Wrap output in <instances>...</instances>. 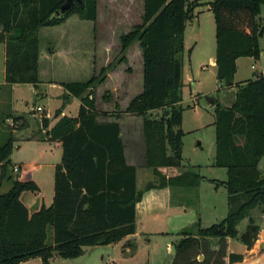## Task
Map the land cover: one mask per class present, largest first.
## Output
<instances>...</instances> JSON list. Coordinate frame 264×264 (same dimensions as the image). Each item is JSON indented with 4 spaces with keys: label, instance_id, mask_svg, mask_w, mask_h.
Masks as SVG:
<instances>
[{
    "label": "trees",
    "instance_id": "obj_1",
    "mask_svg": "<svg viewBox=\"0 0 264 264\" xmlns=\"http://www.w3.org/2000/svg\"><path fill=\"white\" fill-rule=\"evenodd\" d=\"M65 0H0V43L5 45V82L38 84V29L55 26L72 15L96 19L97 0L74 2L59 18L50 15ZM194 0H143L141 23L120 36L121 48L139 42L142 52V90L126 111L142 116L145 165L160 176L157 167H178L182 159V53L186 21L194 16ZM264 0H212L209 9L215 23V65L217 79L226 87L236 86L230 105L214 102V166L226 169L225 181L212 179L227 190V214L218 223L201 228L195 235L183 233L175 245L172 264H227V238L237 237V225L248 223L240 241L251 248L259 226L249 212L264 209V172L258 164L264 155V75L234 83L236 59H258L260 29L257 16ZM96 77L61 85L79 99L75 116L56 109L55 124L48 128L46 111L39 114L43 140L61 144V157L53 171V199L48 206L30 212L20 200L24 191H37L32 180L12 178L10 154L14 137L0 145V264H19L39 257L48 264L54 251L76 258L88 246L114 243L136 230V167L128 164L120 126L116 121H99L94 109ZM86 92V93H85ZM85 93V94H84ZM162 110L159 117L149 112ZM32 112L38 110L32 109ZM20 116L12 117L15 126ZM23 124V123H22ZM161 178V186L195 187L201 176L184 171ZM150 186V185H149ZM148 186V187H149ZM51 230V240L48 233ZM209 237H216V246ZM241 254H229L240 261Z\"/></svg>",
    "mask_w": 264,
    "mask_h": 264
},
{
    "label": "rangeland",
    "instance_id": "obj_2",
    "mask_svg": "<svg viewBox=\"0 0 264 264\" xmlns=\"http://www.w3.org/2000/svg\"><path fill=\"white\" fill-rule=\"evenodd\" d=\"M194 0H188L192 2ZM201 5L195 7L194 16L186 21L184 31V51L183 60V86L182 100L177 105L182 107L181 129L182 136V159L180 170L194 171L203 176L202 180L208 178L226 177L224 168L213 166L215 156V127L214 109L215 101L222 105H230L234 99L236 86L226 87L216 76L215 67L211 64L214 57L215 23L213 13L209 9V2L212 0H197ZM113 2V8L107 9ZM102 4V3H101ZM100 4L101 16L96 25L91 20H81L76 23L77 16L68 17L64 23L55 26L41 27L38 31L39 39V72L38 84L21 83L15 90L12 97H8V90L0 87V145L3 144L10 135L15 137L16 130H21V125H13L12 119H6L12 109H16L18 114L23 116L27 125L23 132L36 137L42 136L40 129V110L32 112L37 105L49 107L50 118L54 116V107L57 101L53 98L47 106L45 93L55 91L49 88L50 80L60 82L86 81L96 77L94 83V109L99 121H116L122 133L128 156L137 165L145 164L143 150L138 152L133 147L139 140L144 142L142 134V116L126 111L131 99L142 90V52L137 40L133 41L126 48H121L120 36L130 32L136 24L141 23L143 0H105ZM111 10H114V17H117L113 24L106 23L110 19ZM106 16V17H105ZM259 28L264 26V5H261L260 13L257 16ZM109 21V20H108ZM98 25V26H97ZM66 33V34H64ZM260 53L258 59H240L237 75L233 79L234 83L242 82V78H254L256 74L264 75V31L258 37ZM73 49L65 54L64 50ZM1 47V46H0ZM57 50V56L49 58L50 50ZM254 64V68L250 67ZM256 72V73H255ZM3 63L0 57V82L3 81ZM190 74L193 80L188 81ZM232 88V89H231ZM86 93V92H85ZM84 93V94H85ZM206 97H212L213 102L209 103ZM68 115L77 114V100L68 102ZM162 110H155L148 113L152 118L159 117ZM24 124H22L23 126ZM23 127V128H24ZM15 137L11 152L13 164L10 169L12 178H17L13 172V167L19 165L20 161L26 164V168L34 176L49 170L52 171L51 164L60 161V151L48 145L20 143ZM142 142V143H143ZM17 144L20 147L17 148ZM143 147V145H142ZM37 150L43 153L38 157ZM11 161V162H12ZM40 163L37 168L32 163ZM258 168L264 172V155L259 161ZM23 179V178H21ZM12 185V180L5 179L2 182L0 192H6ZM37 191H24L20 200L26 205L30 212L39 209L41 206L48 207L53 199V179L46 177L38 180ZM206 185V184H204ZM188 191L194 187H186ZM214 200L218 208L222 210V216L227 214L226 189L220 188ZM202 190V197L208 203L211 192ZM221 191V192H220ZM196 196L188 193L183 197L185 202L183 211L184 219L195 218L193 207ZM202 214L208 213V206L203 208ZM194 214V215H192ZM204 215L203 219L207 221ZM249 215L254 217L256 222L260 219V209H252ZM223 217H219L217 222ZM247 218H244L237 229H245ZM145 224H138V233L129 240H118L111 245H94L85 248V252L76 258H65L59 254L53 255L48 264H172L174 257V245L179 242L176 237L166 238L164 235L143 233ZM48 240H51V230L48 233ZM129 242L131 247L126 246ZM27 264H43L41 258L34 257L27 260Z\"/></svg>",
    "mask_w": 264,
    "mask_h": 264
},
{
    "label": "crops",
    "instance_id": "obj_3",
    "mask_svg": "<svg viewBox=\"0 0 264 264\" xmlns=\"http://www.w3.org/2000/svg\"><path fill=\"white\" fill-rule=\"evenodd\" d=\"M140 1L142 3V0H140ZM103 2H105V0H97V14H96V19L93 21L94 25H96V23L98 22V19L100 17L102 18L101 11H100V4L101 3L103 4ZM105 5L107 6V9L108 8L112 9L114 7L113 2L111 3L110 7H109L108 3H106ZM142 11H143V9H142ZM114 13H115L114 10L113 11L111 10V13L109 15L108 14L106 15V16H110V19H108L109 21L107 20L106 23L113 24V22L115 20H119V19H116L117 17H114ZM72 16L74 17L76 15H72ZM72 16H70V17H72ZM213 18H214V16H213ZM81 20H84V19H80L77 16V19L75 18L74 22L78 23ZM62 23H64V22H62ZM43 27H45V26H43ZM185 28H186V26H185ZM39 29H38V31H39ZM64 34H66V33H64ZM0 46H1L0 47V57L2 59L3 71H4L3 81L0 82V87L7 89L8 93H9L8 97L11 98L12 94H14L16 88L21 83L8 84L5 82V59H6L5 45H4V43H0ZM71 49H73L72 46L69 49H65L64 50L65 54L68 55V52H70ZM50 51L51 52H50L48 59H51V57L57 56V50L55 48L50 50ZM39 57H40V50H39V56H38V72H39ZM241 58H242V62L245 58L253 59L252 57H239V58H237L236 59V72L234 74L233 79H235V75H237L238 70L240 68L239 62H240ZM211 64L215 67V70H216L215 54H214V57L211 58ZM250 67L253 69L255 66H254V64H250ZM256 75H259V74L257 73ZM247 79H250V78H248V77L242 78V81H245ZM187 80L191 81V80H193V77L190 74H188ZM72 82H81V81H72ZM182 82H183V65H182ZM62 83H66V82H64V81L60 82L57 80H50L49 81L50 86H49L48 90H50V88L52 87L53 89H55V91L53 92V94H51L50 91L46 92L44 97L47 99V103H46L47 106L49 105V102L51 99L54 98L57 101V106L54 107V109H53L54 112L56 109H60L61 110L60 116H62V115L69 116L67 113V111H68L67 107L69 106L68 102L73 100V99H76L78 107H79L80 102H79L78 98L71 96L63 88V86L61 85ZM228 105H225V106H228ZM37 107H41L40 111H42V110L46 111L47 116L49 117L48 128H51L60 116H58V117L53 116V118L51 119L49 107L47 109H45L44 105H37L36 109H37ZM11 110L13 112H9L5 116L7 120L12 119V117H14V116H20L21 117V120L18 121L16 124V126L21 125V127H20L21 130H16L17 133L15 134V137L19 138L20 143H32V142H34L35 144H39V146L48 145L49 150H51L50 147L52 146L55 148L56 151H58V150L60 151V157H61L62 148H61V144L59 141L43 140L42 138L36 137L32 134H28V133L25 134L23 131L26 130L25 129V127H26L25 125H27L26 120L23 118V116L18 114L16 109L11 108ZM77 111H78V109H77ZM22 123L24 124L23 126H22ZM120 135L122 137L121 128H120ZM122 140H123V138H122ZM140 141L141 140H139L136 145H135V143H133V147L138 152H140L141 148H142L143 157H144L145 144L143 141H142L143 143ZM123 143H124V155H125L126 162L128 164L134 165L136 167V189L141 192V196L135 204L136 230L133 234L127 235L124 238H122V240H129L133 236H136L138 233V230H139L138 224H141V223L145 224L143 233L160 234V235L166 236V238L176 237V239L180 240L183 237L184 232L189 233V234L191 233L192 236H197L194 234L195 230L192 229L194 224L198 223L201 228H205V227H208L214 223L220 222L224 218L222 216L223 215L222 210L218 208V205L216 204V202L214 200V195L219 190H221L220 188L224 187V185H221V184L217 185L215 182H212L211 180L216 179L219 181H225L227 178V175H226V177L218 178V179L206 177L204 180H202L203 176L200 175L201 179L199 180L198 185L195 186L194 189H192L191 191H188V188H186L185 186H182V185H169V184H167V185L161 186L160 185V183L162 182L161 178H160L161 176L164 177L165 180H167L170 177L177 176V175L181 174L182 172H184L183 170L179 169L180 166H178V167L159 166V167H157V170L159 171L160 176H156L153 173L152 169L147 167L145 164L137 165L134 161H132L128 156V151H127L124 140H123ZM142 145H143V147H142ZM16 146H17V148H19L20 144H17ZM37 155H38V157H41V156H43V153H41L40 150H37ZM10 156H11V154H10ZM10 160H11V157H10ZM12 163L16 164L13 161H12ZM57 163H59V162L55 161L51 164L52 171L49 172V170H48L47 173H45V172L39 173L38 172L37 175L34 176L32 174V170L30 171L29 169H27L26 164L24 162L20 161L18 163L19 165H17L19 168V171L16 174H17L19 179L23 178V180H32L35 184H37L38 180H42L45 177H46V179H49L50 177H52V179H53L54 166ZM213 163H214V161H213ZM32 164L35 165L37 168H40V166H41V164L38 162L32 163ZM212 165L214 166V164H212ZM218 168H221V167H218ZM225 171H226V169H225ZM204 184H206V185H204ZM203 189H205L204 191L209 190L211 192V194L209 195V199H208L207 204L205 203L204 198L202 197V190ZM190 192L192 193V195L196 196L195 203L193 205V207L195 209V218L184 219L183 211L186 210V208L184 207L185 202H183V197ZM226 192H227V190H226ZM225 199L227 202V195H226ZM207 206H208V213L206 215L202 214V211L204 210L203 208H205ZM192 215H194V214H192ZM204 215L207 217V221L205 220V222H203L204 221L203 219H205ZM219 217H223V218L217 222V219ZM245 218H247V221H246V225H247L249 217L247 216ZM253 219H254L255 223L259 226V232L257 234V239L254 241L251 248H247L246 245H244L239 239V236L241 235V233H243L244 230L241 231V230L237 229V233H238L237 237H228L227 238V264H264V209L261 212L260 219H258L257 222H256L254 217H253ZM246 225H245V227H246ZM209 239H210L211 245L213 247H215L216 246V237H209ZM170 243L174 247V250H175V245H174L173 241H171ZM111 244H108V245H111ZM126 246L131 247V244H129V242H128L126 244ZM84 252H85V250H84ZM229 254H241L243 257L240 261H229ZM27 262L28 261H23L19 264H27Z\"/></svg>",
    "mask_w": 264,
    "mask_h": 264
},
{
    "label": "water",
    "instance_id": "obj_4",
    "mask_svg": "<svg viewBox=\"0 0 264 264\" xmlns=\"http://www.w3.org/2000/svg\"><path fill=\"white\" fill-rule=\"evenodd\" d=\"M74 2H78L81 3L82 0H65L58 9H56L51 15L50 18H59L62 15V12H64L66 9H68ZM207 101L209 103L213 102V98L212 97H206ZM58 254V251H54L53 255Z\"/></svg>",
    "mask_w": 264,
    "mask_h": 264
},
{
    "label": "built area",
    "instance_id": "obj_5",
    "mask_svg": "<svg viewBox=\"0 0 264 264\" xmlns=\"http://www.w3.org/2000/svg\"><path fill=\"white\" fill-rule=\"evenodd\" d=\"M40 109H41V107H37V110H40ZM18 171H19V168H18V166L15 165V166L13 167V172H14V173H18Z\"/></svg>",
    "mask_w": 264,
    "mask_h": 264
}]
</instances>
